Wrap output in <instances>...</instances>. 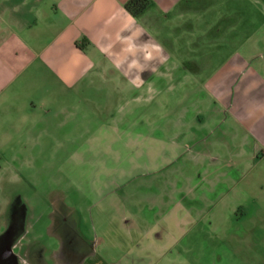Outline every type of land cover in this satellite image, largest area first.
Instances as JSON below:
<instances>
[{
	"label": "rangeland",
	"instance_id": "374dc122",
	"mask_svg": "<svg viewBox=\"0 0 264 264\" xmlns=\"http://www.w3.org/2000/svg\"><path fill=\"white\" fill-rule=\"evenodd\" d=\"M206 6L192 11L197 19L164 27V39H158L169 60L181 65L179 84L163 85L148 75L145 99L130 104L127 98L99 116L85 106L90 112L83 131L68 139L59 135L57 143L43 139V153L36 148L29 167L26 154H0V264H54L69 244L83 245L75 229L94 249L100 227H120L111 216L125 212L203 211L200 221L215 227L209 213L224 212L226 195L236 193L237 180L242 185L252 171L231 170L227 154L242 145L262 146L261 140L242 137L243 124L233 116L247 102L243 94L264 82V0H212ZM204 12L207 22H200ZM109 93L110 87L102 91ZM242 112L251 113V107ZM190 229L172 251L173 264L237 262L218 240L223 233L208 223ZM116 242L111 251L100 246L96 254L121 262L129 249Z\"/></svg>",
	"mask_w": 264,
	"mask_h": 264
},
{
	"label": "crops",
	"instance_id": "0c3cea01",
	"mask_svg": "<svg viewBox=\"0 0 264 264\" xmlns=\"http://www.w3.org/2000/svg\"><path fill=\"white\" fill-rule=\"evenodd\" d=\"M127 1L0 0V154L7 149L26 154L23 163L29 167L34 164L36 148L43 153V139L56 143L59 135L68 139L70 133L82 130L81 123L90 110L96 116L105 113L106 108L115 111L127 98L130 104L139 101V97L145 99L143 90L152 83L148 75H155V80L163 85L179 84L181 65L169 60L164 48L163 62L148 64L139 74L143 81L139 86L129 83L135 72L125 75L126 65L114 70L112 58L101 49L111 44V51L119 52L122 45L117 36H128L137 29L142 31L135 41L137 45L156 43L159 38L164 39V27L191 16L197 19L192 11L196 7L205 9L212 0H149L146 10L136 17L124 9ZM206 16L204 12L199 21L207 22ZM136 58H140L139 53ZM108 87L114 93L102 94ZM252 90L249 95L243 94L247 102L233 118L243 124L242 137L261 140L262 146L242 145L227 154L231 156L226 161L231 170L246 166L252 171L242 185L240 178L237 180L236 193L226 195L224 212L209 213V218L215 219V227L212 221H200L206 214L203 211L157 210L150 215L125 212L111 216L119 219L120 227H100L94 249L75 229L83 245L69 244L54 264H173L172 251L180 244L181 235L191 234L194 223H208L211 230L224 234V239L220 235L218 240L224 242L225 251H233L238 259L228 264H264V82ZM134 92L137 93L131 96ZM150 99L153 97L146 101ZM85 106L89 107L88 112ZM250 107L251 113L242 112ZM152 130L148 134H153ZM226 181L235 185L233 179ZM157 198L164 200L163 196ZM133 219H139L143 226H137ZM256 228L258 235L253 237L251 232ZM115 242L118 246L125 242L129 249L121 262L111 258L112 263H108L96 254L100 246L110 247L111 251ZM133 250L136 255L130 254Z\"/></svg>",
	"mask_w": 264,
	"mask_h": 264
},
{
	"label": "clouds",
	"instance_id": "9594fccd",
	"mask_svg": "<svg viewBox=\"0 0 264 264\" xmlns=\"http://www.w3.org/2000/svg\"><path fill=\"white\" fill-rule=\"evenodd\" d=\"M141 34L142 31L137 29L125 37H120L118 35L116 39L122 45L119 52H112L111 44L101 49L103 53L112 58L111 67L114 70H119L122 66L126 65L125 75L135 72V76L129 81L132 86H139L143 83L139 74L145 70L148 64H150L152 61L159 60L160 62H163L164 60V57L162 56L164 49L159 42H144L140 45L135 43ZM138 53L140 54L139 59L136 58ZM130 57L131 59H129Z\"/></svg>",
	"mask_w": 264,
	"mask_h": 264
},
{
	"label": "trees",
	"instance_id": "16d2710c",
	"mask_svg": "<svg viewBox=\"0 0 264 264\" xmlns=\"http://www.w3.org/2000/svg\"><path fill=\"white\" fill-rule=\"evenodd\" d=\"M149 4V0H128L124 4V9L133 17H136L142 14Z\"/></svg>",
	"mask_w": 264,
	"mask_h": 264
},
{
	"label": "flooded vegetation",
	"instance_id": "af4514ba",
	"mask_svg": "<svg viewBox=\"0 0 264 264\" xmlns=\"http://www.w3.org/2000/svg\"><path fill=\"white\" fill-rule=\"evenodd\" d=\"M5 253L8 254L9 252H7V251L4 250V256H5Z\"/></svg>",
	"mask_w": 264,
	"mask_h": 264
}]
</instances>
